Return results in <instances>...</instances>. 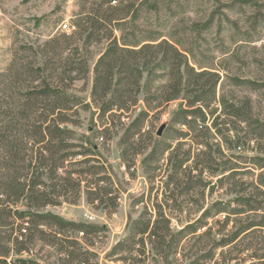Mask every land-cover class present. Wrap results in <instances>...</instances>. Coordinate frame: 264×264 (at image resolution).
<instances>
[{"label":"trees","instance_id":"1","mask_svg":"<svg viewBox=\"0 0 264 264\" xmlns=\"http://www.w3.org/2000/svg\"><path fill=\"white\" fill-rule=\"evenodd\" d=\"M171 1L80 0L73 19L75 28L63 35L64 39L79 41V47L75 44L73 52L65 58L59 54L48 57L46 51L37 47L25 48L33 51L32 57L14 56L8 68L0 72V264H40L32 258L36 241L55 246L64 255V264H89L90 252L81 250V241L75 234L82 233L86 241L102 228L68 220L46 208L62 202L77 204L84 197L87 203L108 214L117 209L118 188L106 168L101 164L79 168L89 160L75 159L78 154L97 153L93 135L85 137L89 146L74 150L78 144L72 142L75 134L71 126L76 124L78 106H94L95 115L108 127L115 126L121 117H128L118 140L121 158L127 160L128 167L129 155L144 153L142 167L152 178L150 174L161 169L152 163L167 152L169 172L164 181L163 200L155 202L156 215L145 212L133 220L128 225L130 232L114 242L108 256L129 252L134 258L121 259L130 264V258L134 260L135 255L140 258L146 253L148 240L152 250L168 262L183 239L205 227L208 217L224 212L239 215L264 211V200H258L264 196L263 174L256 184L239 182L235 178L236 167L230 166L231 158L222 152L223 146L229 149L235 143L241 148L244 144L239 128H250L253 138L264 139V124L254 116L249 97L217 96L222 82L220 73L195 60L194 49L177 36L174 25L164 28L159 23ZM54 40L55 37L51 38L46 45ZM94 43H104L105 47L90 69L83 52ZM57 47L47 48L56 54ZM159 67L164 79L154 84L152 75ZM90 70V103L85 104L68 90L76 79H86ZM233 79L251 88L259 85L250 79ZM141 89L143 107L135 113ZM172 100H180V104L160 137L152 140L146 124L154 122ZM103 132L109 138V128ZM188 136L196 143V151L183 148L181 140ZM167 138L176 143H168ZM217 138L220 140L215 141ZM219 157L225 158L221 170L214 168ZM253 160L260 168L264 167L261 159ZM218 170L220 185H228L231 192L243 193L234 198L238 208L213 202L199 218L172 231L171 217L165 208L182 209L185 201L178 198L187 197L200 187H209L212 192L214 188L203 176L205 173L214 176ZM238 187L240 190H236ZM263 225L264 216L259 222L241 223L229 239L216 242L190 264L213 260L218 247ZM263 257L264 253L258 259Z\"/></svg>","mask_w":264,"mask_h":264},{"label":"rangeland","instance_id":"2","mask_svg":"<svg viewBox=\"0 0 264 264\" xmlns=\"http://www.w3.org/2000/svg\"><path fill=\"white\" fill-rule=\"evenodd\" d=\"M79 2L80 0H0V72L8 68L14 56L32 57L33 51L31 49L26 51L25 48L37 47L39 50L46 51L48 57H56L59 54L65 58L67 54L73 52L75 44L79 47V41L71 37L66 39L63 37L65 34H70L73 29L66 31L62 28L64 22L74 25L73 19L79 9ZM168 8L162 13L159 23L164 25V28L174 25L178 32L177 36L194 49L195 60L200 64L211 65L220 73L222 82L218 86L217 96L224 95L238 99L249 97L254 116L264 124V0H172ZM194 34L196 40L193 38ZM53 37H55L54 42L46 45V42ZM51 45L58 46L56 54L48 50ZM104 47V43H94L83 52L90 69ZM161 70L162 68L159 67L153 72L154 84L163 81ZM143 76L145 77V72ZM234 77L239 80L250 79L259 85L251 88L245 83H235ZM91 81L92 71L90 70L86 79H76L68 91L84 100L85 104L90 103ZM138 97L139 103L135 113L143 107L142 89ZM179 104L180 100L170 101L163 107L154 122L146 124L145 129L149 128L152 132V140L160 137L156 134L157 130L161 124H168ZM75 108L77 110L74 116L76 124L71 126L75 139L72 142L78 144V147L74 150L81 151L83 146H89L85 137L91 135L97 148V153L78 154L75 159L89 160L79 168L95 164H101L106 168L114 186L118 188V206L115 212L108 214L96 208L95 205L87 203L85 198L81 197L77 204L62 202L57 206L47 207L46 210L68 220L88 222L102 228L98 233L90 234L86 241L82 238V234H75L81 241V250L87 249L90 252L89 264H125L121 259L122 256L134 258L133 254L129 252L113 256L107 254L117 239L130 232L128 225L133 220L145 212L147 214L149 212L151 216L156 215L155 202L163 200L164 181L169 172L166 165L167 152L161 159L152 163V166H160L161 169L151 173L152 178H150L142 167L144 153L129 155L130 167L127 166V160L124 161L121 158L118 140L129 122L128 117H121L116 121L115 126L108 127L107 124L99 121L94 113L96 111L94 106ZM107 128H109L110 136L106 139L103 130ZM181 129L185 128L181 127ZM250 131V128L238 129L239 135L244 136V144L241 148L235 143L229 149H225L224 146L222 148L223 154L231 158L230 166L236 167V180L245 182L248 186L251 183L256 184L260 174H263L264 179V167L260 168L253 160L258 158L264 163V139L253 138ZM217 140L220 139H215ZM166 141L170 144L176 143L169 138ZM181 142L184 149L190 147L192 151H196L197 145L191 137H185ZM260 148L263 149L260 150ZM224 161V157L217 158L214 168L221 170ZM191 162L192 159L188 163ZM219 170L216 176L208 173L203 176V180L210 181L209 186L214 188L212 192L209 187H200L189 196L178 198L179 201L183 199L185 201L182 209L174 211L165 208L166 213L171 217L172 231L179 230L182 226L199 218L203 210L213 202L219 201L226 203L228 208H238L234 198L243 193L231 192L228 185H220ZM236 190H240L239 187ZM258 200H264V196L258 197ZM88 214L93 216L92 220L87 219ZM263 216L262 210L239 215L229 212L218 213L208 217L204 228L200 227L195 233L183 239L168 262L152 250L148 240H146V253L140 258L135 255L134 260L130 258L128 261L130 264L132 262L133 264L136 262L138 264H190L213 248L216 242L229 239L241 223L259 222ZM247 246L249 248L244 250ZM263 253L264 225L254 227L239 235L232 243L218 247L214 259L208 260L205 264H264V257L258 259ZM32 255V258L40 264H64V255L59 253L55 246L41 241L35 242Z\"/></svg>","mask_w":264,"mask_h":264},{"label":"built area","instance_id":"3","mask_svg":"<svg viewBox=\"0 0 264 264\" xmlns=\"http://www.w3.org/2000/svg\"><path fill=\"white\" fill-rule=\"evenodd\" d=\"M62 28H63V30L71 31V29H74L75 27H74V25L71 26L69 23L64 22L62 24ZM86 217L88 220H92V218H93V216L91 214H88ZM80 234H82V233H80Z\"/></svg>","mask_w":264,"mask_h":264},{"label":"water","instance_id":"4","mask_svg":"<svg viewBox=\"0 0 264 264\" xmlns=\"http://www.w3.org/2000/svg\"><path fill=\"white\" fill-rule=\"evenodd\" d=\"M165 126H166V124H161V125H160L159 129H158L157 132H156V134H157L158 136L161 135V133H162L163 129L165 128Z\"/></svg>","mask_w":264,"mask_h":264}]
</instances>
